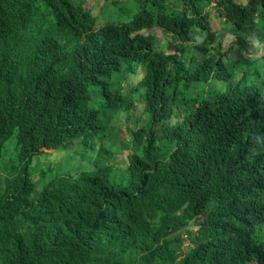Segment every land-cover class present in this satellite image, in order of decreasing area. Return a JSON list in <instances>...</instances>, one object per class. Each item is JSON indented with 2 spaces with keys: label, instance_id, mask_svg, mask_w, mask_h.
<instances>
[{
  "label": "clouds",
  "instance_id": "clouds-1",
  "mask_svg": "<svg viewBox=\"0 0 264 264\" xmlns=\"http://www.w3.org/2000/svg\"><path fill=\"white\" fill-rule=\"evenodd\" d=\"M39 1L5 0L0 28ZM49 1L64 7L63 20L29 48L39 66L37 86L51 98L72 97L68 115L81 110L89 127L99 122V134L41 146L26 169L20 163L13 170L28 174L33 191L41 192L46 175L77 176L100 160L112 245L129 264H262L264 0H102L97 12L91 0ZM161 22L173 23V35ZM158 51L173 55V66L156 62ZM180 106L176 128L183 137L176 144L190 159L176 180L174 205V109ZM12 138L20 146L16 130L3 143L1 162ZM46 149L62 155L39 162L35 179L30 165ZM78 155L83 159L74 163ZM252 171L254 187L244 175ZM0 176L11 175L0 170ZM176 224L182 228L174 233Z\"/></svg>",
  "mask_w": 264,
  "mask_h": 264
},
{
  "label": "trees",
  "instance_id": "trees-1",
  "mask_svg": "<svg viewBox=\"0 0 264 264\" xmlns=\"http://www.w3.org/2000/svg\"><path fill=\"white\" fill-rule=\"evenodd\" d=\"M63 11L62 5L40 0L28 15L0 28V155L17 130L24 169L41 146H65L81 133L86 141L95 140L99 134L81 110L77 117L68 115V106L76 105L72 97L51 98L37 86L39 66L29 48L62 22ZM159 25L173 35V23ZM155 59L173 66V55L158 51ZM95 163L96 169L77 176L46 175L41 192L33 191L31 177L22 170L0 176V264H129L113 248L114 218L100 201L106 172L100 160Z\"/></svg>",
  "mask_w": 264,
  "mask_h": 264
},
{
  "label": "rangeland",
  "instance_id": "rangeland-1",
  "mask_svg": "<svg viewBox=\"0 0 264 264\" xmlns=\"http://www.w3.org/2000/svg\"><path fill=\"white\" fill-rule=\"evenodd\" d=\"M90 4L94 7L95 11L97 12L100 5L102 4V0H91ZM46 152H50V155L42 154L39 156H35L33 158V162L30 165L31 170H35V179H37L40 175V166L38 163H49L50 161H55L59 157H61V153L55 154L54 151L55 149H46ZM19 153H20V148L16 145V139L12 138L9 141L5 143L4 150H3V157H2V162H1V167H2V172L6 176H10L14 173L13 166H15L17 163L18 165L20 164V158H19ZM17 155H18V162H17ZM69 157H66L64 161L62 162L63 165L69 163ZM43 165V164H42ZM58 169V168H56ZM1 183H0V188H1Z\"/></svg>",
  "mask_w": 264,
  "mask_h": 264
},
{
  "label": "water",
  "instance_id": "water-1",
  "mask_svg": "<svg viewBox=\"0 0 264 264\" xmlns=\"http://www.w3.org/2000/svg\"><path fill=\"white\" fill-rule=\"evenodd\" d=\"M173 64H174V62H173ZM174 71H175V68H174ZM175 79H177V78L174 75V83H175ZM174 87H178V86L174 85ZM178 106H179V104H178ZM178 108H180V109H174L175 110V113H174V205H175V202L178 199L176 180L180 179L179 172L183 168L188 166V161H189L188 159H190V156L187 157L186 154L182 151L183 143H181L180 145L176 144V139L183 137V135H178L179 133H178L177 128H176L177 124L180 123L177 118H178V116H180V112H182V110H183V108H181V106L178 107ZM181 228H182L181 224H176L174 226V233H175V231L181 230ZM188 236L190 237L189 238L190 240H191V238H194V234L193 233H188ZM197 238L198 237L196 235L195 239H197Z\"/></svg>",
  "mask_w": 264,
  "mask_h": 264
},
{
  "label": "bare ground",
  "instance_id": "bare-ground-1",
  "mask_svg": "<svg viewBox=\"0 0 264 264\" xmlns=\"http://www.w3.org/2000/svg\"><path fill=\"white\" fill-rule=\"evenodd\" d=\"M132 38H135L134 37V34H133V37ZM207 39V36H204L203 37V39H202V41H201V43H200V45L202 46L203 44H204V40H206ZM134 40H136V39H134ZM177 85H179V79H178V81H177ZM217 88H219V87H217ZM73 89L74 90H76V85L75 84H73ZM125 92L126 93H130L131 92V89L130 88H126L125 87ZM214 92V91H213ZM222 92V91H221ZM213 94H216V95H219L220 94V92H217V93H213ZM182 108V107H181ZM249 108H251V107H249ZM251 110H253L252 108H251ZM129 112V111H128ZM234 114V113H233ZM253 114H254V116H256V113H255V107H254V110L251 112V113H249V115L251 116H253ZM100 124H99V122H97V121H93V125H91L92 127H93V129H96L97 131L100 129V126H99ZM194 127V126H193ZM253 128H258V130L260 129L258 126L257 127H255L254 125H253ZM250 130V129H249ZM196 132V131H195ZM256 132V131H255ZM196 133H199V134H201L200 132H196ZM259 133H257V135H258ZM202 135V134H201ZM151 141H152V143H155V141L153 140V139H151ZM181 141V140H180ZM199 143H200V141H198ZM201 144V143H200ZM201 146H203V145H201ZM255 147H260V146H255ZM207 149H208V151H209V153L211 154V156L213 157V160H217V158H218V155H217V151L216 150H211V149H209L208 147H207ZM258 150H262V148H259ZM47 154L46 155H50L51 154V151L50 152H46ZM196 153V152H195ZM263 154H264V152H263ZM103 155V157H104V153L102 154ZM80 157H82L83 158V156H81L80 155ZM264 159V158H263ZM104 162V161H103ZM106 166V165H105ZM104 166V167H105ZM260 166V163H259V165H258V167ZM243 174H244V172H243ZM245 175V180H246V183H248L250 186H252V187H254L255 185H257L258 184V179H257V177H255L254 176V173H253V171L252 172H250V174H249V176H246V174H244ZM227 180V179H226ZM228 181V180H227ZM224 186H225V188L226 187H230V185H229V183H227V184H224ZM138 193H139V196L141 197V196H143L144 195V189L142 188V187H140V188H138ZM174 215V214H173ZM174 217V216H173ZM249 227H250V225H249ZM250 238V241H254V237L253 238H251V237H249ZM258 253H260L258 250H256ZM231 252V251H230ZM232 253V255H235L233 252H231ZM258 258H259V255H258ZM260 261V260H259ZM261 262V261H260ZM262 263V262H261ZM262 264H264V262L262 263Z\"/></svg>",
  "mask_w": 264,
  "mask_h": 264
}]
</instances>
